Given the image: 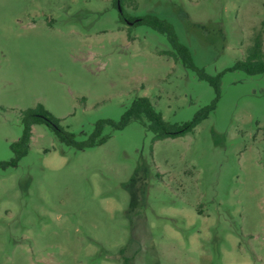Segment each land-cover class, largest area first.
Returning a JSON list of instances; mask_svg holds the SVG:
<instances>
[{"label": "rangeland", "instance_id": "rangeland-1", "mask_svg": "<svg viewBox=\"0 0 264 264\" xmlns=\"http://www.w3.org/2000/svg\"><path fill=\"white\" fill-rule=\"evenodd\" d=\"M119 13L112 0H0V162L37 106L79 142L138 97L170 124L214 108L180 137L132 121L84 150L33 125L27 155L0 165V264H264V73L233 69L257 37L264 55V0L123 6L170 24L195 69Z\"/></svg>", "mask_w": 264, "mask_h": 264}, {"label": "trees", "instance_id": "trees-1", "mask_svg": "<svg viewBox=\"0 0 264 264\" xmlns=\"http://www.w3.org/2000/svg\"><path fill=\"white\" fill-rule=\"evenodd\" d=\"M113 5L119 8V20L122 23L130 22L133 25L146 24L159 33L165 34L171 51H165L163 54L179 60L185 68L195 69L192 63L190 51L179 43L175 32L170 24L164 20H160L155 16L147 15L145 17L129 20L123 13V6H133L135 8V0H112ZM130 26V25H129ZM264 55L262 52V45L259 37L256 38L249 54L245 61L238 62L233 66V69H243L249 74L264 73ZM201 79L209 81L215 91L218 92L217 81L212 80L206 76L202 71L198 70ZM214 108V103L209 108L198 112L190 121L182 124H170L166 122L161 114L157 112L151 102L146 97H138L134 99L130 107L124 112L118 122L111 120H101L95 124L94 131L84 141H77L72 133H69L59 126V121L45 111L41 106L34 109H27L21 113L22 133L16 142L11 143L10 149L14 155L13 159L8 163H1L0 165L16 166L18 161L27 155L28 145L31 137V128L36 124H45L48 126L54 135L67 146H72L78 150L96 147L102 145L107 141L109 136L103 135L102 130L104 126H110L112 130H120L132 121H139L148 131L153 134L154 141L176 138L190 133L194 128L206 118L209 110Z\"/></svg>", "mask_w": 264, "mask_h": 264}, {"label": "water", "instance_id": "water-1", "mask_svg": "<svg viewBox=\"0 0 264 264\" xmlns=\"http://www.w3.org/2000/svg\"><path fill=\"white\" fill-rule=\"evenodd\" d=\"M117 7H118V10L121 11L119 8V5ZM128 25H132V23L128 22Z\"/></svg>", "mask_w": 264, "mask_h": 264}]
</instances>
